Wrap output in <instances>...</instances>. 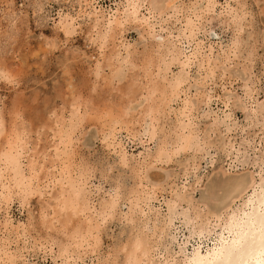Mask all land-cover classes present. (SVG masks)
<instances>
[{
    "label": "rangeland",
    "instance_id": "374dc122",
    "mask_svg": "<svg viewBox=\"0 0 264 264\" xmlns=\"http://www.w3.org/2000/svg\"><path fill=\"white\" fill-rule=\"evenodd\" d=\"M119 2L122 0H0V107L9 110L12 103L18 100L21 114L19 120L24 121L26 129L32 130L28 139L30 143H27L29 150L36 144L38 148L45 147L46 135L43 134H48L49 130L43 128L39 131L37 127L44 121H48V124L53 120V112H59L60 109L63 111V118H67L70 92L79 93L82 98L93 97L92 104L99 107L117 99L120 102L126 100L120 91L112 90L113 87L109 89L104 81L95 80L93 71L95 60L99 59L102 51L109 49L110 44L106 42L104 50L100 51L95 32L101 28L98 26L92 29V20L95 15L100 16L96 11L99 6L105 16L112 13ZM141 2L137 7L135 22H125L121 30H116L119 51L127 46L136 54L144 49L152 51L153 43L166 39L175 44L182 53L180 60H183L191 52L193 43L188 45L177 34V30L183 23L184 15L189 14L192 18L187 13L190 6L192 10L199 9L205 5V0H177L175 13L168 11L160 16L158 12L164 10L168 0ZM239 3H243L241 9L244 20L237 31L241 44L236 52L237 57H234L228 47L236 32L232 19L225 23L228 18L225 16L226 10H231V14H234L232 10L239 9ZM212 4L213 8L208 13H203L199 21L196 22L194 17L192 19L197 26L194 41H202L200 53L207 54L216 62V70L213 77L202 79V70H198L196 60H192L193 63L184 68L185 82L182 84L180 98L190 101L193 111L192 126L196 127L199 136L209 130V123L215 118L216 130L209 137L215 145L195 154H179L169 162L144 166L140 174L144 188L150 189L157 184L155 186L162 189L156 191L146 205L141 204L143 214L138 213L140 220L153 215L162 219L165 215L164 201L169 198V186L172 185L177 187L184 202L191 203L202 215H220L228 205L237 202L238 195L243 193L251 175L257 177L259 172L256 158L258 150L264 144V120L257 124L250 123V120L254 108L251 101H264V0H212ZM62 21L73 23L71 34L62 33ZM209 44L212 46L211 52L207 50ZM154 50L155 48L152 52L155 56L157 53ZM250 55L251 59L253 57L251 63L243 62L242 59ZM226 56L228 59H225ZM180 68L178 63L172 65L170 71L177 72ZM4 69L10 70L12 77L3 76L1 70ZM103 71L105 73L102 72L101 75H107L108 68ZM136 71L134 69L128 73ZM245 81L248 85H253L250 99L243 94L242 86ZM94 84L98 87L96 90L92 89ZM143 100L138 96L129 104L130 109L138 111ZM178 101L172 103V106H178ZM8 117L6 113V118ZM166 120L164 130L171 126L169 119ZM142 124L137 128L138 135L134 138L126 136L123 130L117 128L114 139L102 140L99 129L92 124H85L73 136L72 146L74 145L76 158L83 160V165L90 169L84 191L90 201L91 213L97 201L107 200L112 194L111 185L118 184L120 187L116 211L112 219L100 227V254L123 240L130 227L122 218L128 206L124 198L134 182L130 169L138 167L137 161H142L144 154L151 152L157 142V137L152 141L148 140L147 122ZM34 128L43 134L38 135ZM222 146L223 149H220ZM120 153L127 159L124 165L119 163ZM44 194L42 197L33 196L29 201L30 205L25 207L15 199L8 207L0 203V221L9 219L12 225L23 223L29 211L36 217L42 200L46 198ZM183 210V205L178 207L175 215L177 219L174 218L165 227L162 241L166 251L156 250L152 255L155 261L163 262L170 255H173V259H179L182 253H188L197 245L203 250L216 235L210 232L207 237L193 235L187 238L189 225L180 220ZM144 231L147 232V229ZM31 242L32 239L26 237L20 238L17 243L11 242V249L18 250L16 264H91V259L95 262V253L92 256L72 254L66 260L57 256L56 245L49 247L45 243L33 245Z\"/></svg>",
    "mask_w": 264,
    "mask_h": 264
},
{
    "label": "bare ground",
    "instance_id": "6f19581e",
    "mask_svg": "<svg viewBox=\"0 0 264 264\" xmlns=\"http://www.w3.org/2000/svg\"><path fill=\"white\" fill-rule=\"evenodd\" d=\"M89 1L94 2V0ZM141 1L122 0L117 3L112 13L105 16L99 6L96 11L100 16L95 15L91 25L92 29L98 26L101 28L95 32L100 51L104 50L106 42L110 44L107 51H102L99 59L95 58L94 79L104 81L109 89L113 87L112 90L120 91L121 95L126 97L124 102L117 99L115 102L111 101L112 103L99 107L97 104H92L93 97L82 98L79 93L70 92L67 118H63V111L59 109L61 113L53 112L55 114L53 120L48 124V121H44L37 127L39 131L46 128L49 130L48 134L37 132V128H34L38 135H46L44 142L47 145L38 148L36 144L30 150L27 148V143H30L28 139L32 130L26 129L24 121L19 120L21 114L18 109V100L12 103L9 110L0 107V141H3L0 143V203L8 207L9 203L15 199L18 204L25 207L31 202L30 199L33 196L40 197L43 193L46 194L36 217L29 211L23 223L12 225L9 219L0 221L2 227L0 229V264H16L18 250L11 249L10 244L14 241L17 243L22 237L32 239L33 245L35 243L39 245L45 243L49 247L56 245L57 256L66 260L72 254L92 256L95 253V262L91 259V264H264V144L258 150L259 153L257 152L256 165L259 170L257 177L251 175L243 193L238 195L237 202L228 205L220 215H202L191 203L184 202L177 192V187L172 185L169 186V198L164 201L165 215L161 220L155 215L143 220H140L138 216V213L143 214L141 204L146 205L156 191L162 189L157 188L155 186L157 184L150 189L144 188L140 176L144 166L169 162L179 154H195L214 147L215 144L209 140V137H211L210 133L216 130L214 118L209 123V130L199 136L196 127L192 126L191 103L189 104L190 101L188 102L185 98H180L182 84L185 82L184 68L188 67L192 60H196L197 69L202 70V79L213 77L216 70V62L212 61L207 54L200 53L202 41H194L197 26L192 19L194 17L197 22L202 18L203 13H208L213 8L212 0H205V5L199 9L192 10L190 6L187 13H190L192 18L189 14L182 15L183 23L178 28L177 34L183 37L188 45L193 43L191 52L183 60H180L182 53L175 44L166 39L163 41L165 43H153L154 53H157L155 56L152 52L154 48L152 51L144 49L139 54L131 51L128 46L124 47L123 51H119V46L116 44V30H121L125 22H135L137 7ZM175 1L177 0H168L164 10L159 11L158 15L168 11L175 13ZM242 6L243 3L238 6L239 9L232 10L234 14H231V10L230 12L226 10L225 16H228L225 23L232 19L236 32L232 38L230 37L228 47L234 57H237L236 52L239 51L241 44H239L240 36L237 31L240 30L244 20ZM148 10L152 12L149 8ZM72 24L69 21L61 22L60 27L64 35L72 33ZM207 48L211 52L210 44ZM225 59H228L227 56ZM252 59L250 55L242 60L250 64ZM178 63L181 68L177 72L170 71V67ZM104 68H108L107 75H101L102 72L105 73ZM134 69L137 70L135 73H128ZM9 71L1 70L6 78L12 77ZM124 80L127 81L119 85ZM252 86L246 81L242 86L243 94L249 99L252 97ZM97 88L95 84L92 86L94 90ZM138 96L144 100L139 110L134 112L129 104ZM176 101L179 102L178 106H172V103ZM251 103H254V108L250 123L262 122L264 101H251ZM6 113L9 115L8 118ZM165 118L171 123L167 130L163 128ZM144 122H147L148 140L152 141L157 137V142L155 141L151 152L144 154L142 161H137L138 167L130 169L134 175V182L124 198L128 206L127 211L122 215L123 222H128L130 227L123 240L104 254H100L98 249L100 227L112 219L117 208L120 187L118 184L111 185L112 194L108 199L105 197L107 200L97 201L91 213L90 201L84 191L90 169L83 165V160L76 158L74 145L72 146L73 136L85 124H92L99 129L102 140L114 139L117 128L123 130L126 136L134 138L138 135L137 128ZM220 149H223V146ZM236 151L239 152V149ZM126 162L125 155L120 153L119 163L124 165ZM198 180L199 178L196 179ZM182 205L184 210L180 213V220L189 225L187 238L193 235L207 237L210 232L216 235L203 250L197 245L193 246L188 253H182L179 259H173V255H170V258L166 257L163 262L155 261L152 255L156 250L166 251L165 243L162 241L165 236V227L174 218L177 219L176 210ZM144 229H147V232Z\"/></svg>",
    "mask_w": 264,
    "mask_h": 264
},
{
    "label": "snow or ice",
    "instance_id": "6c2138e0",
    "mask_svg": "<svg viewBox=\"0 0 264 264\" xmlns=\"http://www.w3.org/2000/svg\"><path fill=\"white\" fill-rule=\"evenodd\" d=\"M0 143H3V141H0Z\"/></svg>",
    "mask_w": 264,
    "mask_h": 264
}]
</instances>
